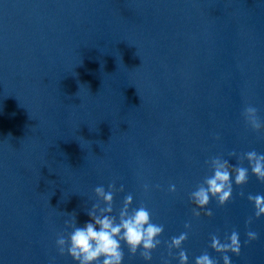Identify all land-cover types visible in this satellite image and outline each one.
Wrapping results in <instances>:
<instances>
[{
  "label": "clouds",
  "instance_id": "9594fccd",
  "mask_svg": "<svg viewBox=\"0 0 264 264\" xmlns=\"http://www.w3.org/2000/svg\"><path fill=\"white\" fill-rule=\"evenodd\" d=\"M242 115L252 130L260 132L264 129V122L260 120L255 106L247 105ZM230 155L236 156V153L232 152ZM238 159L240 160L238 165H232L229 160L220 156H214L206 161L212 170V175L205 177L189 195L194 205L193 216L199 218L203 212V215L211 217L213 213L211 209H207V206L212 199H215L220 206L227 204L233 196V183L236 186L248 183L249 169L260 182H264V154L252 150ZM244 160L247 161L248 167L243 166ZM143 187L145 192L149 191L148 184H144ZM123 190V185L117 189L114 182L108 185L107 191L102 185L95 187V196L105 206L101 207L100 203L93 204L87 212L90 219L83 226H78L75 212L68 213L72 218L65 221V226L66 229L72 230L67 235L63 233L57 235L56 248L60 255L67 253L76 264H123L122 245H126L130 255L135 256L139 251L144 261L152 260V252L161 244L159 237L164 232V226L152 222L151 213L143 204L138 208H132L131 194L124 198L118 216L112 215L114 193ZM168 190L175 192L176 186L171 184ZM240 195L243 196L244 193L241 192ZM247 199L254 203L255 218L264 216V195L249 194ZM251 223L252 218H249L246 224ZM184 227L190 229L191 224L185 223ZM246 235V243L258 239V234L254 231H248ZM187 239L188 232L172 237L168 243V255L172 256V249H182V244ZM210 247L221 254L223 264H231L228 253L239 256L241 252L239 232L234 230L223 242L217 235H212ZM178 259L179 264H188L186 251L180 250ZM195 264H218V262L204 252L195 258Z\"/></svg>",
  "mask_w": 264,
  "mask_h": 264
}]
</instances>
